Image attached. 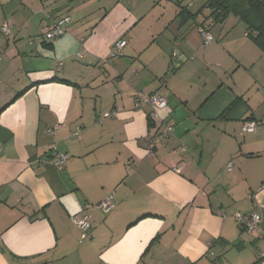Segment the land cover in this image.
Returning <instances> with one entry per match:
<instances>
[{
	"label": "crops",
	"instance_id": "crops-1",
	"mask_svg": "<svg viewBox=\"0 0 264 264\" xmlns=\"http://www.w3.org/2000/svg\"><path fill=\"white\" fill-rule=\"evenodd\" d=\"M170 1L0 0V264H258L264 52L246 31L222 35L229 16L214 24L207 0ZM64 16V35L45 41ZM137 93L166 100L160 120ZM161 122L172 135L151 148ZM234 213L260 215L258 231Z\"/></svg>",
	"mask_w": 264,
	"mask_h": 264
},
{
	"label": "built area",
	"instance_id": "built-area-1",
	"mask_svg": "<svg viewBox=\"0 0 264 264\" xmlns=\"http://www.w3.org/2000/svg\"><path fill=\"white\" fill-rule=\"evenodd\" d=\"M70 23V18L68 16L64 17H57L53 20L52 24L45 27L42 30V37L47 42H54L57 39H59L61 36L64 35L66 28L68 24ZM0 30L3 34L8 35L9 34V28L6 24H3L0 27ZM199 35L202 38L203 44H210L215 41L213 36L206 32L203 29H199L198 31ZM126 42L119 40L116 43H114L111 52L110 57H120L122 56V50L125 47ZM135 106L138 109H143L145 107H149L152 109V113L150 115L151 121H157L160 120L159 118V112L167 107L166 100L161 97L157 93L145 95L143 93H137L135 95ZM242 131L244 133L247 132H254L255 131V124L253 122H246L242 126ZM51 133V131H49ZM75 136H78L77 133L74 134ZM172 135V126L165 124L161 122L160 128L157 130L155 135L150 140V147L153 148L157 145L163 144L170 136ZM48 155L52 157V164L56 166L57 168H63L65 162H66V156L58 153L55 149V146L51 145L48 148ZM231 169V163L228 164L227 170ZM175 172H178V170H174ZM261 189L264 190V184L262 185ZM97 208L103 211L104 213H107L108 211L115 208V205L112 201V195L105 198L100 204L97 205ZM233 218L238 223V225L243 228L244 230L251 231V232H257L258 227L261 223V217L260 215L253 213L249 215H243L240 213H234ZM73 225L76 227L77 230H79L81 233L86 234L90 231V217L86 214H82L77 217L72 218ZM260 240L264 241V237H260ZM258 264H264V250H261L258 254Z\"/></svg>",
	"mask_w": 264,
	"mask_h": 264
},
{
	"label": "trees",
	"instance_id": "trees-1",
	"mask_svg": "<svg viewBox=\"0 0 264 264\" xmlns=\"http://www.w3.org/2000/svg\"><path fill=\"white\" fill-rule=\"evenodd\" d=\"M205 7L214 24H223L230 15L244 22L246 37L264 52V0H207ZM180 10L185 13L186 9Z\"/></svg>",
	"mask_w": 264,
	"mask_h": 264
},
{
	"label": "rangeland",
	"instance_id": "rangeland-1",
	"mask_svg": "<svg viewBox=\"0 0 264 264\" xmlns=\"http://www.w3.org/2000/svg\"><path fill=\"white\" fill-rule=\"evenodd\" d=\"M180 1H184V3L186 4V5H188L189 3H191L190 5H192L193 3H195V6L192 8V11H195L198 7H200V5L202 6V4L205 2V0H180ZM176 2L177 1H173V0H171L170 1V3L171 4H176ZM190 8V7H189ZM203 9V8H202ZM205 9V8H204ZM228 19H229V22H227L225 25H224V29L222 30L223 31V34L222 35H225V37L227 36V37H233V36H241V35H243V33H244V31L246 30V28H245V26H244V22H242V21H240V20H238V19H236L233 15L232 16H229L228 17ZM219 26L221 25V24H218ZM219 29V28H218ZM216 31V29L212 32L213 34V36H214V38L216 37V35H217V33L215 34L214 32ZM228 34V35H227ZM245 38V37H244ZM222 41V40H221ZM220 41V42H221ZM247 41H249V40H247ZM219 42V43H220ZM246 54H247V51H246ZM245 54V52L243 51H240V55H242V56H244V57H247V55ZM244 73V70L243 71H241V74H243ZM244 82V79H242L241 81H238L237 83L239 84H241V86H244L245 84H247V82L248 81H245V83H243Z\"/></svg>",
	"mask_w": 264,
	"mask_h": 264
}]
</instances>
